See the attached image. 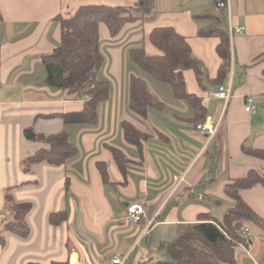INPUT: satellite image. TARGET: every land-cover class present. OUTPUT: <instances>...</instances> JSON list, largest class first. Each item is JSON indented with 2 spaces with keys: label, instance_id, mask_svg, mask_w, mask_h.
<instances>
[{
  "label": "crops",
  "instance_id": "1",
  "mask_svg": "<svg viewBox=\"0 0 264 264\" xmlns=\"http://www.w3.org/2000/svg\"><path fill=\"white\" fill-rule=\"evenodd\" d=\"M202 1L181 9L183 0H156L151 17L127 25L116 38L100 25L105 62L98 78L111 89L99 108L98 123L89 126L46 117L81 111L85 103L66 101L45 84L42 57L60 45L61 26L55 18L70 5L65 0H0V214L8 212V190L17 203L32 206L28 238L6 231L0 223V264H110L117 255L130 258L149 232L175 235L197 223L201 214L222 221L235 206L225 186L246 178L251 170L264 174V161L243 151V146L264 150V58L258 59L264 53V0H231L230 11L219 9L216 0ZM158 15L170 18L169 23L155 26ZM208 19L224 21L221 29L230 35L231 73L223 86L231 88V98L226 105L214 98L210 92L218 87H201L193 70L185 71L184 78L187 91L203 99L206 122L220 121L211 138L196 129L192 106L177 100L169 84L144 72L129 55L144 46L153 28L171 26L185 36L213 80L222 59L217 53L220 39L199 35L212 27L203 24ZM234 28L245 30L233 33ZM131 76L147 82L162 110L149 109L142 118L130 109ZM249 101L253 112L246 111ZM123 122L147 135L141 149L127 142ZM30 128L44 136L66 131L78 155L63 166L42 162L24 170L26 159L49 149L26 138ZM111 148L128 160L125 173ZM98 163L107 165L108 183ZM240 195L264 220V187ZM138 201L145 215L140 224H133L128 207ZM57 213H66L67 219L52 225L50 216ZM247 227L253 233L251 243L236 249V264H264V230Z\"/></svg>",
  "mask_w": 264,
  "mask_h": 264
},
{
  "label": "trees",
  "instance_id": "2",
  "mask_svg": "<svg viewBox=\"0 0 264 264\" xmlns=\"http://www.w3.org/2000/svg\"><path fill=\"white\" fill-rule=\"evenodd\" d=\"M156 0H135L131 5L90 4L80 6L75 12L59 14L55 21L61 26L60 45L50 54L42 57L46 70L45 84L56 92H61L66 101L84 100L81 111L48 115L60 116L66 125L95 126L99 121V108L110 98V83L100 80L98 74L104 65V56L100 51V25L105 24L110 36L116 38L123 29L140 20H146L154 14ZM1 17V16H0ZM202 19L208 16H196ZM201 37L220 39L217 53L222 59L218 76L211 80L205 73L203 63L197 59L185 36L174 27L160 26L153 28L144 38V46L132 49L130 58L144 72L154 79L169 84L177 100L188 102L196 115L194 122L204 124L207 108L202 98L190 94L186 89L184 72L193 70L201 87L209 83L212 87L226 85L231 73L232 48L230 35L223 29L212 26L200 30ZM151 45L160 52L148 55L147 46ZM264 58V53L258 58ZM130 109L142 118H147L149 109H163V103L152 93L147 82L138 76H131L129 81ZM124 135L128 143L141 149L142 141L148 137L131 123L123 122ZM31 141L49 145L48 150H41L26 159L24 170L28 171L34 163L46 162L63 166L78 155V148L69 139L68 133L44 136L37 135L32 128L25 131ZM122 172H126L128 160L116 148H111ZM243 151L250 156L264 161V150L243 146ZM98 168L105 183L109 182L107 165L98 163ZM214 180H211L213 182ZM69 183H67L68 185ZM264 187V174L251 170L246 178L233 180L225 186L226 195L235 202L223 221L212 219L209 214H201L198 222L188 224L181 229L180 236L173 242L162 243L160 251L165 258L152 261L153 264H236V249L249 246L242 228L247 226L264 230V220L260 218L242 199V190ZM30 203H17L11 190L5 195V209L11 217L4 225L6 231L28 238L31 230L27 216ZM67 219L66 213L50 216L52 225H60Z\"/></svg>",
  "mask_w": 264,
  "mask_h": 264
},
{
  "label": "rangeland",
  "instance_id": "3",
  "mask_svg": "<svg viewBox=\"0 0 264 264\" xmlns=\"http://www.w3.org/2000/svg\"><path fill=\"white\" fill-rule=\"evenodd\" d=\"M65 1L68 3L67 5H70L69 6L70 12H75L80 6L83 5H90V4L131 5L135 2L134 0H65ZM157 1L159 2L160 0ZM194 1L196 0H183L181 9L188 8L192 4H195ZM206 1L208 2V4H213V0H205L202 2L205 3ZM217 16L225 20V16H223L221 12L217 13ZM169 21L170 18L160 17V15H158L157 19L154 21V25L155 26L167 25ZM210 21L211 20L208 19V21L203 22V24L205 25L209 24V26H216L221 28L222 24L224 23V21L222 24L218 22H214V21L210 22ZM146 50H147V54L151 56L160 54V52L151 45H148ZM159 232L160 231L153 234L149 232L148 236H145L140 241L139 245L135 248L133 254L127 260V264H153L152 261L164 259L165 256L164 253L160 251V245L162 243L175 241L180 236L181 230L179 233L171 236L169 234H162Z\"/></svg>",
  "mask_w": 264,
  "mask_h": 264
},
{
  "label": "built area",
  "instance_id": "4",
  "mask_svg": "<svg viewBox=\"0 0 264 264\" xmlns=\"http://www.w3.org/2000/svg\"><path fill=\"white\" fill-rule=\"evenodd\" d=\"M218 8L223 9V10H231V0H216ZM244 28H239V29H232L233 33H243ZM211 95L219 100H223L225 102V105L228 103V101L231 98V88L230 87H225V86H220L216 89L211 90ZM255 110V106L252 105L251 101H249L248 106L246 107L247 112H253ZM220 121L216 124L211 123L209 120L205 124L198 125L196 129L200 131L202 134H205L209 136L210 138L213 137L219 127ZM145 215V206L142 202H134L129 205L128 207V218L133 224H140L143 220V217ZM11 217V213L4 212L0 214V223L1 224H6ZM148 229L144 232L143 236H145L148 232ZM243 234L247 238V243L250 245L251 239H252V231L248 227L242 228ZM129 259V256H123V255H117L114 257L111 261L110 264H125L127 260Z\"/></svg>",
  "mask_w": 264,
  "mask_h": 264
}]
</instances>
